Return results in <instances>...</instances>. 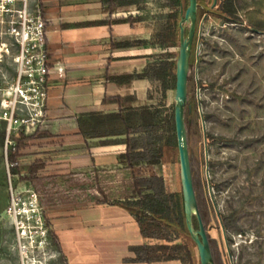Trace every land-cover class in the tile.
I'll list each match as a JSON object with an SVG mask.
<instances>
[{
	"label": "rangeland",
	"instance_id": "374dc122",
	"mask_svg": "<svg viewBox=\"0 0 264 264\" xmlns=\"http://www.w3.org/2000/svg\"><path fill=\"white\" fill-rule=\"evenodd\" d=\"M199 2L204 13L190 64L185 108L198 212L213 264H264V0H235L236 20L208 15L213 0ZM179 9L186 8L173 6L172 0H139L130 10L138 14L146 42L155 50L153 65L178 57L180 41L163 45L159 35L168 27L169 15ZM152 90L160 100L159 132L167 138L171 135L166 125L174 110L175 89L162 94L155 82ZM35 104V99L18 93L12 58L0 57V134L6 131L4 145L0 144V264H125L120 260H124L127 241L124 229L117 224L113 234L104 226L113 219L128 223L127 217H107L87 194L76 203L45 207L34 184L23 177L37 160L46 162L38 176L90 172L85 160L96 153L93 148H80L74 142L64 145L57 136L32 140L16 156L20 174H11L8 155L21 133L32 134L37 126L53 135L60 131L45 120L46 116L38 117L40 106ZM96 156L101 157L98 176L103 181L112 170H123L118 178L129 173L121 162L111 164L108 152ZM172 158L167 168L171 175L168 188L169 192H179L178 149L166 151L165 161ZM136 174L141 175V170ZM56 183L62 186L63 179ZM233 213L235 222L223 229L219 217ZM146 241L155 248L154 256L174 254L182 258L180 238ZM198 258L197 252L195 263L172 261L200 264Z\"/></svg>",
	"mask_w": 264,
	"mask_h": 264
},
{
	"label": "crops",
	"instance_id": "0c3cea01",
	"mask_svg": "<svg viewBox=\"0 0 264 264\" xmlns=\"http://www.w3.org/2000/svg\"><path fill=\"white\" fill-rule=\"evenodd\" d=\"M40 1L48 22L47 61L51 68L48 74L45 120L60 130L56 136L64 141V145L74 142L80 148H93L96 152L85 160L90 165V172L74 173L96 176L102 187L113 191L120 184L118 174L123 170L106 172L108 179L103 181L97 174L101 173L98 170L101 157L97 158L96 154L108 152L111 164L120 165L118 157L126 151L123 143L125 135L85 138L80 133L78 120L91 114L125 115L131 109L157 108L160 100L152 90L155 82L135 76L142 74L147 66L153 65L155 50L147 43L124 45L127 42L147 40L138 14L130 12L136 4H115L111 0ZM95 141L96 145L91 144ZM173 161L172 158L166 163L170 166ZM86 194L99 195V191L89 190ZM95 207H101L107 217H127L128 223L113 219L112 223L104 227L106 231L115 234L119 227L117 224L121 225L127 240L122 258H134L129 248L148 243L147 238L140 234L134 217L119 206L96 203ZM96 229L100 231L103 227ZM120 260L125 264H177L172 260L151 263Z\"/></svg>",
	"mask_w": 264,
	"mask_h": 264
},
{
	"label": "trees",
	"instance_id": "16d2710c",
	"mask_svg": "<svg viewBox=\"0 0 264 264\" xmlns=\"http://www.w3.org/2000/svg\"><path fill=\"white\" fill-rule=\"evenodd\" d=\"M113 3L124 5L137 4L139 0H111ZM235 0H219V13L229 20H236ZM187 0H172L173 6L187 8ZM183 10V9H181ZM181 10L172 12L166 30L159 35L160 43L175 45L180 41L179 22L182 17ZM185 35L187 30L185 29ZM145 40L127 42L124 45L133 46L146 44ZM194 55V54H193ZM191 61H194V56ZM140 78H148L159 83V90L165 94L168 89H175L176 85V60L164 61L160 64L149 65L142 74L135 75ZM131 78L134 77L130 76ZM158 108L147 107L140 110L131 109L125 115L121 114H91L85 119L78 120L80 133L85 138L110 137L112 135H125L123 143L126 145L125 153L119 156L124 169L128 170L125 176H121L117 189L111 191L86 173L49 174L38 176L46 167V162L37 160L28 167V173L23 177L34 184V188L40 196L41 203L45 207L56 205H68L76 203L81 195H86L89 190L97 189L99 195H91L90 201L97 204L115 205L126 210L134 217L140 234L145 238H157L168 240L171 236L182 239L178 249L182 258L174 254H161L154 256L155 248L142 244L129 248L135 255L134 258H126L125 262L151 263L154 261H170L183 259L185 263H195L197 254L196 244L193 242L187 229L184 201L182 192H169L162 176L137 175L136 170L140 166H154L165 164L164 159L167 150L177 149L174 110L171 119L166 125L171 135L165 137L164 132H159L157 117ZM6 131L0 134V144L4 145ZM50 132L42 131L39 127L32 134L21 133L15 146L9 151L8 162L11 174H20V166L16 161L21 147L32 140L53 138ZM167 164V163H166ZM98 174V173H97ZM63 179V185L56 183ZM55 180V182H54ZM48 182L47 184H45ZM96 184V185H95ZM223 229H227L236 220V214L219 217ZM193 226L198 228V220L193 216ZM167 247V246H163ZM177 249V248H175ZM199 261V258H198Z\"/></svg>",
	"mask_w": 264,
	"mask_h": 264
},
{
	"label": "built area",
	"instance_id": "2783aa9c",
	"mask_svg": "<svg viewBox=\"0 0 264 264\" xmlns=\"http://www.w3.org/2000/svg\"><path fill=\"white\" fill-rule=\"evenodd\" d=\"M47 23L40 0H0V57L12 58L18 93L23 98L35 99V105L40 106L38 117L41 119L45 117L51 70L47 61ZM157 166L160 171H157ZM168 167L160 164L140 170L142 176H162L169 191L171 175Z\"/></svg>",
	"mask_w": 264,
	"mask_h": 264
},
{
	"label": "water",
	"instance_id": "95a60500",
	"mask_svg": "<svg viewBox=\"0 0 264 264\" xmlns=\"http://www.w3.org/2000/svg\"><path fill=\"white\" fill-rule=\"evenodd\" d=\"M197 11L198 0H188V6L185 11L181 10L182 17L179 22V54L176 58L174 120L179 158L181 192L184 201L187 229L193 242L196 244L200 264H213L208 236L198 212L185 124L190 56L195 35ZM187 24H189V30L187 35H185ZM193 216H196L198 220V228L193 226Z\"/></svg>",
	"mask_w": 264,
	"mask_h": 264
},
{
	"label": "flooded vegetation",
	"instance_id": "af4514ba",
	"mask_svg": "<svg viewBox=\"0 0 264 264\" xmlns=\"http://www.w3.org/2000/svg\"><path fill=\"white\" fill-rule=\"evenodd\" d=\"M200 6H201V2H199L198 0V11H197V19H196V28H195V35H194V39H193V43H192V51H191V56H190V64H191V59L192 57L194 56L193 54H195V48H196V45H197V42L199 40V24H200V20L203 16V13L204 11L200 9ZM216 8V10H214ZM219 0H213V6L208 9L206 11V13L208 15L210 14H215V15H218L219 17L223 18V19H226L225 17H223L220 13H219ZM229 20V19H228ZM187 33H188V30H189V24H187Z\"/></svg>",
	"mask_w": 264,
	"mask_h": 264
}]
</instances>
